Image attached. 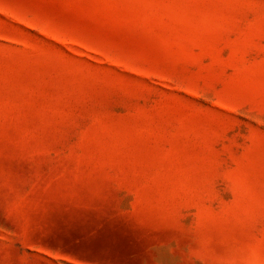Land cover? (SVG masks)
Returning a JSON list of instances; mask_svg holds the SVG:
<instances>
[{
  "label": "rangeland",
  "instance_id": "obj_1",
  "mask_svg": "<svg viewBox=\"0 0 264 264\" xmlns=\"http://www.w3.org/2000/svg\"><path fill=\"white\" fill-rule=\"evenodd\" d=\"M0 264H264V0H0Z\"/></svg>",
  "mask_w": 264,
  "mask_h": 264
}]
</instances>
